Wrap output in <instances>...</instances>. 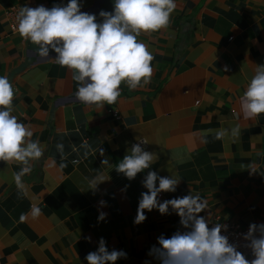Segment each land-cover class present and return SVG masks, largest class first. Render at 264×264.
Masks as SVG:
<instances>
[{
  "label": "crops",
  "instance_id": "obj_1",
  "mask_svg": "<svg viewBox=\"0 0 264 264\" xmlns=\"http://www.w3.org/2000/svg\"><path fill=\"white\" fill-rule=\"evenodd\" d=\"M68 2L0 0V76L14 90L12 114L44 149L23 188L13 178L22 164L0 161V264H88L101 238L127 253L117 264H160L149 255L158 237L184 229L171 208L134 223L149 171L181 179L160 202L190 192L206 200L200 215L210 228L264 224V114L245 119L240 107L264 65V0H175L166 28L137 37L153 56L150 83H122L117 102L102 108L76 97L80 85L57 54L39 56L11 27L12 10ZM101 2L79 0L81 10ZM141 139L159 158L130 181L115 168ZM99 176L106 181L94 190Z\"/></svg>",
  "mask_w": 264,
  "mask_h": 264
},
{
  "label": "clouds",
  "instance_id": "obj_2",
  "mask_svg": "<svg viewBox=\"0 0 264 264\" xmlns=\"http://www.w3.org/2000/svg\"><path fill=\"white\" fill-rule=\"evenodd\" d=\"M176 7L175 0H115L114 12L101 11L99 15L103 22L98 23L95 14L81 11L79 0H69L67 5H54L50 9L43 5L35 8L24 5L14 30L21 38L38 46L39 56L47 57L50 50L54 51L56 62L73 70V80L80 85L76 97L82 103L102 108L105 103L117 102L122 83L130 89L150 83L153 56L137 37L142 32L166 28ZM13 97L14 90L8 77L0 76V161L22 164L20 171L13 173V178L18 188H23L22 177L31 172V161L41 158L44 149L38 140H32L30 127L18 122L12 114ZM240 107L245 119L264 114V65L256 66L255 74L240 98ZM233 134H239L238 126L233 129ZM220 135L218 133V138ZM141 143L144 142L132 144L115 168L130 181L159 158L155 153L145 151ZM103 164L108 161L104 160ZM105 181L99 176L90 183L95 190ZM142 183L147 191L141 194L134 223L139 225L146 221L145 211L157 209L161 215H166L171 208L180 217L184 229L170 238L158 237L159 247L152 246L149 255L160 264H264V224H251L244 235L254 257L249 260L222 235L226 225L215 223L209 227V220L200 215L205 212L207 201L199 195L190 192L183 197L158 200L161 193L175 192L181 179L149 171ZM104 204L101 201V205ZM30 215L38 217L41 209L33 205ZM106 215L101 212L98 220H105ZM20 219L24 221L26 214ZM121 258L126 259L127 253L116 249L109 251L103 238L97 250L85 257L88 264H117Z\"/></svg>",
  "mask_w": 264,
  "mask_h": 264
},
{
  "label": "built area",
  "instance_id": "obj_3",
  "mask_svg": "<svg viewBox=\"0 0 264 264\" xmlns=\"http://www.w3.org/2000/svg\"><path fill=\"white\" fill-rule=\"evenodd\" d=\"M11 14L12 17L15 18L11 22V27L14 30V26L18 24V13L16 10H12ZM113 115L116 116V113L113 112ZM141 140H138L136 143L140 142ZM142 141L144 143H141L140 146L145 149L147 147L146 142L144 140ZM221 224L226 225V230H222V235L226 236L231 244L236 245L238 251L242 252L247 259L252 260L254 257L252 255L251 249L247 247L249 242L244 239V235L249 231V226L243 227L234 222H222ZM214 225L215 224H213L212 227Z\"/></svg>",
  "mask_w": 264,
  "mask_h": 264
},
{
  "label": "water",
  "instance_id": "obj_4",
  "mask_svg": "<svg viewBox=\"0 0 264 264\" xmlns=\"http://www.w3.org/2000/svg\"><path fill=\"white\" fill-rule=\"evenodd\" d=\"M114 4H115V0H102V2L90 9H85V10H81L82 12H87L90 14H95L97 17V22L98 23H102L103 19L100 17V12L101 11H105V12H109L112 13L114 12ZM37 45L33 46V50L37 51ZM50 54L54 53L56 54L54 51L49 52Z\"/></svg>",
  "mask_w": 264,
  "mask_h": 264
}]
</instances>
